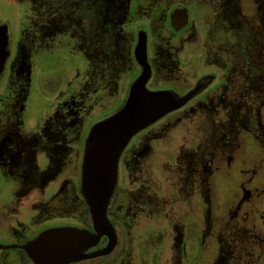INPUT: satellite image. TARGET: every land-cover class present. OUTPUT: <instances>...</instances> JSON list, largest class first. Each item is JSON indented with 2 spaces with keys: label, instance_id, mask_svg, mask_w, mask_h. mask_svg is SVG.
Returning <instances> with one entry per match:
<instances>
[{
  "label": "flooded vegetation",
  "instance_id": "flooded-vegetation-1",
  "mask_svg": "<svg viewBox=\"0 0 264 264\" xmlns=\"http://www.w3.org/2000/svg\"><path fill=\"white\" fill-rule=\"evenodd\" d=\"M6 2L20 19L16 32L0 20V264L10 250L18 263L35 264L22 246L53 228L94 233L81 193L85 142L94 124L126 105L145 68L146 89L181 103L119 156L106 211L111 249L67 264H199L211 177L229 166L216 163L227 149L218 141L232 136L246 107L241 87L249 92L261 71L247 38L251 1ZM243 115L248 121L249 110ZM108 241L99 236L83 254Z\"/></svg>",
  "mask_w": 264,
  "mask_h": 264
},
{
  "label": "rangeland",
  "instance_id": "rangeland-1",
  "mask_svg": "<svg viewBox=\"0 0 264 264\" xmlns=\"http://www.w3.org/2000/svg\"><path fill=\"white\" fill-rule=\"evenodd\" d=\"M250 1L251 8L246 14L249 19L247 38L250 49H255L256 63L259 61L256 50L260 51L262 69L252 73L249 92L246 86L241 87L247 99L246 107L239 114L243 122L238 119V123L232 125V136L218 141L219 146L226 141L227 149L216 158V163L229 166L215 169L213 177L220 179L217 184L211 177L210 214L208 211L201 214L199 264H264V7H260L261 0ZM19 12L20 9L6 0H0V20L9 19L11 30L15 32ZM252 30L253 35L257 33L256 38H261L263 47L260 45V49L255 47V40L252 41ZM248 110L246 121L243 114ZM17 252L10 250L5 264H20L15 258ZM88 264L99 262L89 261Z\"/></svg>",
  "mask_w": 264,
  "mask_h": 264
},
{
  "label": "water",
  "instance_id": "water-1",
  "mask_svg": "<svg viewBox=\"0 0 264 264\" xmlns=\"http://www.w3.org/2000/svg\"><path fill=\"white\" fill-rule=\"evenodd\" d=\"M6 26L0 25V70L5 58ZM142 49L138 48L139 60ZM148 72L134 82L126 105L94 124L85 142L81 166V193L89 208L94 233L75 227H58L40 233L22 248L35 264H67L71 261L102 255L114 244L113 228L106 216L107 206L115 188L119 156L137 132L177 107L164 91H150L145 87ZM109 238L107 245L86 256L83 251L99 236Z\"/></svg>",
  "mask_w": 264,
  "mask_h": 264
}]
</instances>
